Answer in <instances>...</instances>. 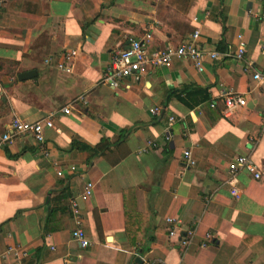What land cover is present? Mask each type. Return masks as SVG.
<instances>
[{"label":"crops","instance_id":"obj_1","mask_svg":"<svg viewBox=\"0 0 264 264\" xmlns=\"http://www.w3.org/2000/svg\"><path fill=\"white\" fill-rule=\"evenodd\" d=\"M194 31L205 52H233L240 36L243 61L206 58L196 72L172 58L114 90L100 82L128 40L148 32L152 50ZM71 50L65 72L57 63ZM263 67L264 0H0V131L13 116L53 125L47 159L27 136L0 147V264H264V85L250 78ZM223 89L243 105L225 114ZM237 155L261 176L238 173L233 198L224 182ZM86 182L81 249L68 202ZM124 208L140 216L141 255L126 242Z\"/></svg>","mask_w":264,"mask_h":264},{"label":"built area","instance_id":"obj_2","mask_svg":"<svg viewBox=\"0 0 264 264\" xmlns=\"http://www.w3.org/2000/svg\"><path fill=\"white\" fill-rule=\"evenodd\" d=\"M197 38L198 32L194 31L188 39L180 42L176 46L171 47L169 44H166L165 46L148 50L147 46L151 40V34L145 32L140 38L128 40L125 48L113 54L102 72L100 82L108 88L114 90L126 79L137 82L139 78L148 70L157 67L169 68L172 58L179 61L190 60L196 72H201L203 70L202 64L206 58L213 61H220L223 58L243 61L244 44L241 41L240 36L236 37L238 44L233 52L225 51L222 53H217L215 51L205 52L200 50L196 44ZM75 55L76 51L74 50L64 51L57 63V67L66 72L68 70L70 60L73 59ZM245 66L247 68L249 63H245ZM250 78L252 81H256L257 83L264 85V67L260 71L252 70ZM217 99L222 104L223 112L225 114L230 110L243 105L244 103V98L231 90H220ZM214 104L215 102L212 101L209 104V107L212 108ZM59 112L68 114V109L67 107H62L59 109ZM149 113L156 115L158 114V109H149ZM50 116L51 115L32 122L21 120L17 116L11 117L4 124L3 131H0V147L8 146L16 138L27 136L35 143L41 156L47 159L49 153L44 142L43 131L45 129H53ZM172 120L173 119L171 117L168 118V122H172ZM164 139L167 140L168 136L164 135ZM147 147H153L152 143L147 142ZM181 156L187 167L193 166L194 160L189 150H183ZM52 165L54 166L55 164L52 163ZM227 171L228 177L224 183L228 186L229 194L233 198H235L238 193L236 179V175L238 173L247 172L252 175L253 179H259L261 176L260 170L247 155L235 156L228 164ZM55 174L60 176L59 172H56ZM92 189V183L86 182L83 185L82 191L76 196V198H72L68 202V212L75 225V227L70 231V237L81 249L87 248L89 243L81 226L80 211L77 206L76 199L80 202L88 201L91 196ZM175 235V230L171 228L168 231V236L174 237ZM190 235L191 234L187 232L180 236L179 243L182 246H185L190 239Z\"/></svg>","mask_w":264,"mask_h":264},{"label":"trees","instance_id":"obj_3","mask_svg":"<svg viewBox=\"0 0 264 264\" xmlns=\"http://www.w3.org/2000/svg\"><path fill=\"white\" fill-rule=\"evenodd\" d=\"M72 146L77 147L80 150H90L86 147L76 145L75 143H72ZM109 146V144H106V147ZM102 150V149H101ZM92 151V150H90ZM95 152L96 151H92ZM140 216L136 215L130 210H127L124 208L123 210V220H124V236L126 239V242L129 244L130 247L135 249V254L141 255L146 249L145 247H135L136 242L140 243V238L137 236L139 231H135L136 226L139 223ZM133 224V229H131V225Z\"/></svg>","mask_w":264,"mask_h":264},{"label":"water","instance_id":"obj_4","mask_svg":"<svg viewBox=\"0 0 264 264\" xmlns=\"http://www.w3.org/2000/svg\"><path fill=\"white\" fill-rule=\"evenodd\" d=\"M33 74L34 73L32 71L19 74V75H17V80L21 81V80L29 79L30 77L33 76ZM134 262L137 263V264H140V261H139V259L137 257L134 258Z\"/></svg>","mask_w":264,"mask_h":264}]
</instances>
